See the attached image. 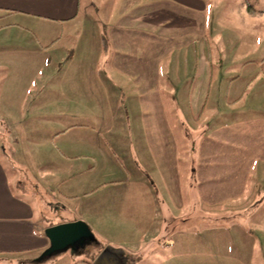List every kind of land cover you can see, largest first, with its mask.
Masks as SVG:
<instances>
[{
  "label": "crops",
  "instance_id": "0c3cea01",
  "mask_svg": "<svg viewBox=\"0 0 264 264\" xmlns=\"http://www.w3.org/2000/svg\"><path fill=\"white\" fill-rule=\"evenodd\" d=\"M106 1L96 12L118 9V15L99 22L101 33L92 38L80 30L88 25L81 21L83 0H0V264H54L44 255L51 247L45 231L77 221L94 235L118 227V218L122 223L132 218L136 229L143 218L155 224L161 211L174 208L184 214L185 228L197 219L193 228H199V218L205 217L264 218V63L250 59L252 40L260 39L247 32L252 19L264 20V7L249 0ZM216 24L230 26V32L240 28L238 36L225 37L239 40L240 48L219 50L215 57L206 52L210 25ZM76 26H81L78 33H71ZM66 41L72 48L61 53ZM93 46L107 52L101 66L92 63ZM176 51L197 63L198 92L190 103L199 106L192 107V117L203 114L216 80V120L226 115L230 122L216 130V146L202 149L203 161L192 169L196 178L186 177L177 161L165 107L171 101L161 91L162 63ZM83 57L90 62L61 78L56 98L39 97L50 85L41 82L45 69L56 61L60 74L63 63H82ZM123 91L125 98L119 96ZM39 103L54 107L41 109ZM53 108L60 126L54 146H45L36 133L28 146L23 122L44 118L42 112ZM122 118L145 122L142 130L134 124L128 129L139 177H131L130 167L117 157L123 141L106 138H119ZM44 151L51 156L46 159ZM116 174L120 179L112 178ZM48 205L75 218L40 225L35 218ZM180 232L191 234L190 228ZM161 238L176 246L173 235ZM140 252L128 255L136 259Z\"/></svg>",
  "mask_w": 264,
  "mask_h": 264
},
{
  "label": "rangeland",
  "instance_id": "374dc122",
  "mask_svg": "<svg viewBox=\"0 0 264 264\" xmlns=\"http://www.w3.org/2000/svg\"><path fill=\"white\" fill-rule=\"evenodd\" d=\"M83 1L84 14L81 21L84 19L88 25L86 28L84 27L82 29H80L81 26H76L73 32H70L78 33L80 29L81 31L86 32L88 37L93 38L94 33L96 35L101 33V27H96L97 24L102 21H104L103 23H107V21L111 19L113 20L118 15V9H103L98 13L94 8L98 6L102 7L107 3L106 0ZM139 1L145 3L149 0H137V2ZM249 1L258 2L259 5H257V7H264V0ZM127 2H129V0H124V3ZM259 10L262 9L258 8L256 11L258 12ZM104 13H109V16ZM110 13L114 14L112 15ZM251 21L253 24L249 25V27L251 26L253 29L250 31L247 28V32L256 34L260 40L256 41V44L255 41L252 40L253 55L250 59L261 60V64H263L264 20L258 18L252 19ZM92 23L94 26L91 25ZM210 27L211 30L208 32V41L205 44L206 52L211 51L212 55L215 57V52L219 50H236L240 48L241 44L239 43V40L229 41L225 39V37L228 36V33L230 36H238V33L241 30L240 28L230 32V26L228 25L217 26L216 24V26L210 25ZM216 28L217 32L215 35ZM68 32L67 29L65 33L68 34ZM66 42V44L60 47L62 50L61 53L64 51L67 52L69 48H72V46L68 45L72 42ZM89 49L91 52V60L94 56L92 62L94 65L101 66L102 61L105 58L108 59L107 52L104 51V48L101 50L93 46V48L90 47ZM227 52L228 51H226L225 55L228 57ZM183 54L182 51H176L170 59H167L162 63L161 91L162 95L168 101H171V103H167L165 107L167 116H170V123L173 127V144L174 147L177 148V161L181 164L182 172L186 171V177L194 176L196 178V174L192 173V169H194V166L198 163L201 164V161H203L202 149L216 146V130L229 125L230 122L226 115H223L222 119L216 120V103H214L216 102V88L218 87V82L216 80L211 83V90L209 91L210 99L203 114H200V111L194 116V118L192 117V107L199 106L197 103L194 105L190 103L191 97L196 96L198 92V87H195L199 83L197 78L195 79L197 63L195 58L192 60L191 58H183ZM64 58L65 57L62 55L61 60ZM143 59L141 58V60ZM82 60L85 62L82 61L81 63L80 60H78V63H63L60 74H56L57 63L56 61L55 63L53 62L51 67L45 69L40 75L42 81L38 79L39 84L40 81L45 84L47 82L50 83L48 87L44 88L39 97L44 99L45 102L52 101L56 98L59 90L55 89V85L56 87L58 86V82L61 81V78L72 75L74 68L90 62L86 61L85 57H83ZM70 65L72 67L69 71L68 67ZM170 66H173V72L171 70L168 71ZM175 68L178 69L175 70ZM101 71L103 72V69ZM87 75L94 76L95 73ZM97 75L100 76V71ZM78 78L79 74L76 76L77 82ZM194 82L195 84H193ZM120 94V97L125 98V91L120 92ZM39 107L48 110L54 106H49V104L43 106L39 103ZM133 107L137 110L140 108L138 105H134ZM124 108L127 109L128 106L125 105ZM202 108L203 107H201V109ZM53 110L54 108L50 111V114L42 112V114L45 115L44 118L23 122L29 130L27 134L23 136L26 139L28 146H32L34 140L33 136H38L33 133L39 134V136L41 134L43 135L40 139L42 143L44 142L45 146H48V143L51 146H54V135L60 126L58 125L59 122L57 119L53 118ZM139 119L141 120V118ZM133 124L135 130H142L145 128V122H131V120L125 118L120 121L119 130H121V132L119 138H106L112 141H123L122 144H125V146L118 147L117 157L121 160L120 163L130 167L129 172L131 177H139L140 171L136 168L137 161L133 156L134 152L132 148L128 147L131 138L129 137L128 129H133ZM13 139L15 140L16 138ZM27 153L30 156L36 155L29 151ZM44 155L45 158L48 157V155L51 156L47 151H44ZM206 160L207 158L204 161ZM50 177H52V175L46 176L45 179L47 182L51 180ZM112 178L120 179V175L116 174L114 177L112 176ZM46 189L49 188L46 186ZM189 213L190 209L188 211V214ZM183 215L184 214L181 210L175 208L171 209L169 212L161 211L154 220L155 224L152 223L153 218H143L145 219V223H142L137 229L133 226L132 218H125L127 219V223H122V218H118L120 224L118 227H110L109 230L103 231L101 234H94L90 241H81L78 244L72 245L67 250L49 256V258L50 260H54V264H90L98 256V253H100L105 246L109 245L115 248H122L127 251V253H133L140 250V254L136 255V259L132 258L129 264H264V230L260 229L264 227V218H254L251 220L250 217L238 216H226L220 218L205 217L204 222H201L199 218V228H193V226L197 225L198 219L195 222H193V220L189 221L187 223V228H190L191 234L184 235L180 232L182 229H187L184 227L186 219L183 218ZM74 218L75 216L73 214L69 215L68 213H65L60 207L59 210L53 212L48 205V207L46 206L41 211V214L36 216L35 221L40 225L45 226L57 224L62 221H69ZM120 227L121 229H119ZM243 227L252 230V232L249 231V233H245L242 231ZM255 227L260 228L255 229ZM149 228L152 229V231L147 232ZM203 228H216V232H201V229ZM219 229L221 231H219ZM177 231L180 233L176 234L175 232ZM163 235H165L166 238L173 235L176 246H166L164 244L165 240L161 238Z\"/></svg>",
  "mask_w": 264,
  "mask_h": 264
},
{
  "label": "water",
  "instance_id": "95a60500",
  "mask_svg": "<svg viewBox=\"0 0 264 264\" xmlns=\"http://www.w3.org/2000/svg\"><path fill=\"white\" fill-rule=\"evenodd\" d=\"M45 235L51 243L50 249L44 254L46 257L67 250L81 241H90L93 236L88 226L82 221L48 228ZM131 259L132 257L123 249L107 246L93 264H129Z\"/></svg>",
  "mask_w": 264,
  "mask_h": 264
},
{
  "label": "trees",
  "instance_id": "16d2710c",
  "mask_svg": "<svg viewBox=\"0 0 264 264\" xmlns=\"http://www.w3.org/2000/svg\"><path fill=\"white\" fill-rule=\"evenodd\" d=\"M90 264H92V263H90Z\"/></svg>",
  "mask_w": 264,
  "mask_h": 264
}]
</instances>
